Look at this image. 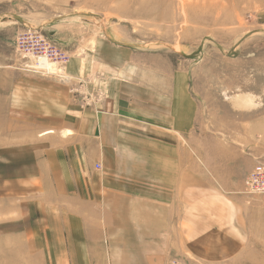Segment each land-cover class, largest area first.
Returning a JSON list of instances; mask_svg holds the SVG:
<instances>
[{
	"label": "rangeland",
	"instance_id": "374dc122",
	"mask_svg": "<svg viewBox=\"0 0 264 264\" xmlns=\"http://www.w3.org/2000/svg\"><path fill=\"white\" fill-rule=\"evenodd\" d=\"M22 35H37V38L42 35L47 42L37 44L29 37L28 43L21 45ZM110 42L129 45L144 55L163 56L169 63L168 69L186 68L191 89L202 110L205 109L207 138L227 137L246 156L252 154L247 147H253V143H244L250 135L248 126L264 120V0H0V57L6 61L4 69L69 80L70 60L95 55L102 43ZM56 47L66 55V61L54 64L56 70L51 73L34 71L32 52H50ZM77 82L73 91L83 103L89 104L95 95H100L88 89L86 79L79 77ZM36 145L35 141L11 146L8 173L0 176V235L20 229L53 233L41 220L51 216V205L44 201L47 195L38 193V187H24L19 182L23 179L26 184L34 178L29 168L36 158L23 159L24 174H14L19 164L17 158L22 153H26L23 158L35 155ZM205 145L210 158L215 152H225L224 144L212 141ZM255 161L250 172L241 178V187L232 190L219 187L220 192H214L210 201L191 209L188 224L171 226L165 212L161 213L162 235L158 242L150 234L156 225H152L150 218L152 195L148 189L132 192L126 189L129 194L126 241L117 235L110 241L104 218H117V211L109 212L105 208L110 202L102 193L103 187H71L75 184L71 177L73 168L71 172L67 169L60 176L64 185L70 186L59 187L68 191L63 194L68 196L63 203L71 201V196L94 201L89 205L91 208L78 213L94 217L98 222L94 228L101 235L93 237L90 246L94 253L103 256L21 258L18 256L23 251H17L15 246L8 254L3 251L7 243L2 241L0 264H264V194L249 193L246 189L250 173L264 166L263 158ZM69 162L63 161L61 168L65 169ZM234 183L238 182L234 180ZM135 201L145 211L141 226L133 220ZM79 216L76 217L82 218ZM72 245L83 249L85 243ZM114 250H121L123 256L110 257Z\"/></svg>",
	"mask_w": 264,
	"mask_h": 264
},
{
	"label": "crops",
	"instance_id": "0c3cea01",
	"mask_svg": "<svg viewBox=\"0 0 264 264\" xmlns=\"http://www.w3.org/2000/svg\"><path fill=\"white\" fill-rule=\"evenodd\" d=\"M5 64L0 57V176L8 173L12 145L36 141V154L23 158L26 153H22L14 174H24L23 159L36 158L29 168L34 178L26 184L23 179L19 182L24 187H38V193L47 195L44 201L51 205V216L41 220L53 232L7 231L0 235V242L7 243L3 250L7 254L15 246L23 251L18 256L21 258L103 256L90 246L92 238L101 235L94 228L98 222L78 213L91 208L94 201L71 196L67 201L70 206L63 203L68 197L63 194L68 191L59 187L70 186L64 185L60 176L71 168L75 181L71 187H103L102 193L110 202L105 208L117 211V218H104L110 241L117 236L126 241V189H148L152 195L150 218L156 225L150 234L158 242L161 213L165 212L171 226L188 224L191 209L210 201L220 188L241 187V178L253 168L255 159H264V120L248 126L250 135L244 143H253L247 147L252 151L250 156L227 137L207 138L205 109L191 89L188 70L168 69L163 56L144 55L116 42L102 43L95 55L70 60V79L64 81L4 69ZM79 77L86 79L88 89L100 92L89 104L73 91ZM212 141L224 144L225 152H215L210 158L205 144ZM66 160L73 165L62 169ZM97 164L101 168H96ZM133 208L134 224L143 225L142 205L136 202ZM79 241L85 243L83 249L72 245ZM121 252L114 250L109 255L118 258L123 256Z\"/></svg>",
	"mask_w": 264,
	"mask_h": 264
},
{
	"label": "built area",
	"instance_id": "2783aa9c",
	"mask_svg": "<svg viewBox=\"0 0 264 264\" xmlns=\"http://www.w3.org/2000/svg\"><path fill=\"white\" fill-rule=\"evenodd\" d=\"M36 36L37 35H22L19 39V42L21 45H25L28 43L29 37H32L34 42L37 44L47 42L42 35L39 38ZM32 53L35 54H33L34 63L31 65V67L37 72L45 71L44 73H51V70H56L54 64L66 61V55L61 53L57 47L52 49L50 52L38 53L37 51H34ZM61 58L62 60H59ZM97 168H101V165L97 164ZM246 189L249 193L264 194V166H259L250 173L248 179L246 180Z\"/></svg>",
	"mask_w": 264,
	"mask_h": 264
},
{
	"label": "bare ground",
	"instance_id": "6f19581e",
	"mask_svg": "<svg viewBox=\"0 0 264 264\" xmlns=\"http://www.w3.org/2000/svg\"><path fill=\"white\" fill-rule=\"evenodd\" d=\"M234 1H237V2H241V0H234ZM183 11V10H182ZM49 65V64H48Z\"/></svg>",
	"mask_w": 264,
	"mask_h": 264
}]
</instances>
